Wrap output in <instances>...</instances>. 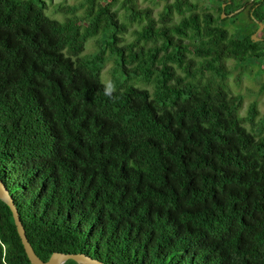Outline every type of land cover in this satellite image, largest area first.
<instances>
[{
	"label": "trees",
	"instance_id": "16d2710c",
	"mask_svg": "<svg viewBox=\"0 0 264 264\" xmlns=\"http://www.w3.org/2000/svg\"><path fill=\"white\" fill-rule=\"evenodd\" d=\"M165 1L158 16L58 3L59 19L44 0H0V178L45 261L264 264V130L217 81L230 60L264 62V0ZM248 9L249 33L231 32ZM0 264H32L1 199Z\"/></svg>",
	"mask_w": 264,
	"mask_h": 264
},
{
	"label": "rangeland",
	"instance_id": "374dc122",
	"mask_svg": "<svg viewBox=\"0 0 264 264\" xmlns=\"http://www.w3.org/2000/svg\"><path fill=\"white\" fill-rule=\"evenodd\" d=\"M39 4L43 5L41 2L42 0H36ZM48 4V10L46 13L52 17L55 18H63V14L60 13H55V5L58 3L65 4L67 6L64 7H76V11L79 9L77 5L81 6V4L85 0H44ZM172 1V0H170ZM195 1V0H194ZM210 0H201L199 2V6H206L209 4ZM165 0H139V4L141 7H146V6H152L154 9V14L155 16H158V13L163 9L165 5ZM226 7V3H224ZM245 9H241L238 12H232L229 14H226L225 12V17L224 19L233 17L237 14H239L241 11ZM78 14L82 15L81 13L83 12V9L78 10ZM250 10L244 11L242 14L238 16V19L236 23L233 25V23L229 26L228 28L230 31H234L235 28L240 29V33H249L248 27L251 25L250 21ZM231 23V20H230ZM137 26L134 25L131 27V29L128 30V32L124 35L128 41H133L135 40V35L133 33V30ZM257 38H262L264 39V28L258 32V30L254 33ZM259 41V40H258ZM96 50V43L95 40H92L88 43L86 52H94ZM253 64H249L247 67L246 65L244 66L242 62H235L234 60L228 61L227 65L229 68V75L224 79L221 80L220 78H217V81L223 82L231 95H241L242 96V106L240 108V115L244 118L247 119L250 115V108L253 104H256V107L258 109V116H256L255 121L256 123L260 124V128L264 130V90H263V85H264V62H252ZM112 64L107 65V67L104 70V80L106 82H110L111 79V74L110 70L112 68ZM205 77L209 78H214V75L212 73H207ZM245 126L247 129L251 130L254 126L250 121H246ZM264 135V131H263Z\"/></svg>",
	"mask_w": 264,
	"mask_h": 264
},
{
	"label": "water",
	"instance_id": "95a60500",
	"mask_svg": "<svg viewBox=\"0 0 264 264\" xmlns=\"http://www.w3.org/2000/svg\"><path fill=\"white\" fill-rule=\"evenodd\" d=\"M225 4H223V7ZM241 10V9H239ZM236 10L235 12H238ZM234 12V13H235ZM222 17H225V13L222 14ZM260 27L258 32L264 28V23L259 22ZM255 34L252 35V38L255 41L261 40L262 38L254 37ZM0 199L3 200L6 204L9 205L15 220V225L17 227L18 234L22 240V244L24 246L25 252L31 261L32 264H66L68 260H74L78 264H107L104 261L94 258L85 253H64V252H54L49 260H43L35 251L34 247L29 241L27 236L26 228L21 220L19 209L15 203V200L10 193L6 183L2 178H0Z\"/></svg>",
	"mask_w": 264,
	"mask_h": 264
}]
</instances>
